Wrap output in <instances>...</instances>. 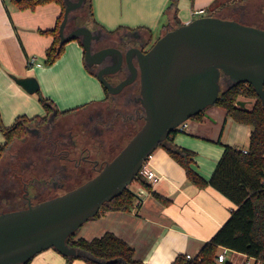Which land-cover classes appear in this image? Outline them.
<instances>
[{"label":"crops","instance_id":"1","mask_svg":"<svg viewBox=\"0 0 264 264\" xmlns=\"http://www.w3.org/2000/svg\"><path fill=\"white\" fill-rule=\"evenodd\" d=\"M222 2L91 0L92 16L87 23L113 32V36L131 30L155 42L168 26H177L173 14L176 5V19L185 23L200 15L195 13L199 8H205L204 15H208L213 6L227 7ZM61 13L62 6L56 0L26 8L20 7L16 0H0V116L5 126L12 125L18 116L32 118L46 113L39 92H28L12 74L36 77L39 90L60 111L79 106L92 108L105 101V89L87 68L79 38L66 42L56 61L46 64V51L55 41L53 30ZM74 27L68 22L65 31ZM246 101V107L250 108L254 100ZM128 129L124 143L131 130ZM251 130L249 124L235 120L224 108L213 104L201 118L186 120L184 129H177L170 140L194 152L192 167L209 180L224 146L247 147ZM4 141L0 130V143ZM149 161L161 178L155 183L148 182L149 185L133 180L128 185L133 194L131 206L100 210L76 230L74 240H92L112 232L133 247L136 261L145 264H172L178 255L199 254L236 204L211 185L200 187L193 183L184 166L163 146L155 148ZM75 181L77 177L67 179L66 183ZM221 252H225L224 261L233 264H245L252 257L224 246L218 247V254ZM29 264L89 263L81 258L68 263L65 255L51 247L33 255Z\"/></svg>","mask_w":264,"mask_h":264},{"label":"water","instance_id":"2","mask_svg":"<svg viewBox=\"0 0 264 264\" xmlns=\"http://www.w3.org/2000/svg\"><path fill=\"white\" fill-rule=\"evenodd\" d=\"M64 1L59 46L79 38L85 63L100 62L93 60L95 35L90 26L80 24L65 31L70 13L82 7L85 0ZM134 50L138 65L128 52L132 76L117 87L122 88L139 75L143 123L95 175L81 184L36 203L29 201L26 207L0 212V264H25L33 255L51 247L65 256L91 257L81 248L69 245L68 237L128 187L143 161L180 123L215 104L223 85L248 82L264 103L262 27L218 15H201L167 30L147 51ZM114 51L122 54L114 47L97 54L103 58ZM11 76L28 92L39 90L36 77ZM96 76L110 92L116 90L103 72ZM246 103L243 99L236 101L241 107H246Z\"/></svg>","mask_w":264,"mask_h":264},{"label":"trees","instance_id":"3","mask_svg":"<svg viewBox=\"0 0 264 264\" xmlns=\"http://www.w3.org/2000/svg\"><path fill=\"white\" fill-rule=\"evenodd\" d=\"M16 1L20 7L26 8L34 7L37 4L45 3L50 0ZM56 1L62 6V13L59 17L57 26L53 30L55 41L46 51L45 62L47 65L56 61L63 52L65 45L64 43L59 46V25L63 19L65 1ZM86 7L89 16H92L91 0H85L83 6L76 9V11H84ZM177 9L178 6L176 5L173 14L176 25L178 26L182 23L179 19H176ZM77 12L73 11L70 13L69 22L76 20L73 15ZM208 15L213 14L209 13ZM86 22L88 21H82V23ZM79 24L81 23L77 25ZM173 27L175 26H168L167 30ZM108 33L111 35L113 34V32ZM37 92H39L40 101L48 115L56 106L51 99L41 96L40 90ZM240 96L253 99L254 102L252 106L247 108L237 105L236 101ZM215 104L224 108L226 113L235 120L249 124L252 130L247 147L224 146V151L209 180L204 179L192 167L194 152L170 140L171 135L174 134L176 130L170 134L167 140L162 141L159 146L165 147L169 154L184 166L188 178L193 183L200 187L206 185L213 186L231 199L236 204V207L231 210L228 219L216 231L212 238L203 245L199 254L193 259H187L186 255H178L172 264H233L229 261L220 263L216 260L219 246L246 253L264 262V103L257 94L255 88L250 83L242 81L232 86H223ZM205 110L191 118H201ZM47 115H37L32 118L25 115L18 116L10 126H5L0 116V130L5 138V141L0 143V155L1 152H5L8 144L16 137L22 138L26 134L30 122L33 119L36 118L39 119V122H43L47 119ZM135 180L142 184L149 185L138 173L135 176ZM132 198L133 194L127 187L120 195L116 196L108 203L103 204L100 210L128 209L132 204ZM98 213L96 215H98ZM74 235L75 233L68 237L67 242L69 245L81 248L88 252L91 257L85 255L66 256L68 263L75 258L84 259L89 264L140 263L134 258L133 247L112 232H106L101 237H95L92 240L83 238L74 240ZM198 257H200V260ZM98 260H106L108 263H101ZM29 262L30 259L25 264H29Z\"/></svg>","mask_w":264,"mask_h":264},{"label":"flooded vegetation","instance_id":"4","mask_svg":"<svg viewBox=\"0 0 264 264\" xmlns=\"http://www.w3.org/2000/svg\"><path fill=\"white\" fill-rule=\"evenodd\" d=\"M241 13H245V10ZM81 24L88 25L87 22ZM255 26L264 28V25L259 22H256ZM90 27L95 35L92 39V51L96 53L93 60H100V62L94 61L88 64L89 69L95 76L99 71L103 72L105 78L116 87V90L110 92L102 84L106 98L95 110L86 111L90 107L79 106L60 111L55 107L48 115L45 113L47 120L43 124L39 122L40 125L28 127L29 136L22 142L24 143V148L20 149L22 152L19 150L11 154L12 165L9 169L14 179H4L2 187L6 193L0 201V207L5 203L10 204L8 210L19 209L26 207L29 201L36 203L54 196L58 194L57 189L61 188L67 179L78 177L86 172L89 173L85 179L87 180L112 158L109 155L124 138L126 128L131 129L127 133L132 136V133L140 127L136 129L142 118L144 119L145 113L140 102L139 75L122 88L119 89L117 86L132 76L127 53L132 55L133 63L138 65L134 48L147 51L154 42L152 38L136 31H125V36L112 39L113 35L108 32L95 26ZM106 47L118 48L122 54L114 51L101 58L97 53ZM106 101L110 103V106H104ZM80 112L82 116L88 114L81 121L78 120L81 117L77 119ZM72 115L74 118L69 124L67 117ZM72 123H79L81 132L78 136L72 130ZM114 130L117 133L110 145L108 137ZM13 161L20 162L18 163L20 167L13 166ZM94 172L96 173L93 174ZM82 182H77L75 186Z\"/></svg>","mask_w":264,"mask_h":264},{"label":"rangeland","instance_id":"5","mask_svg":"<svg viewBox=\"0 0 264 264\" xmlns=\"http://www.w3.org/2000/svg\"><path fill=\"white\" fill-rule=\"evenodd\" d=\"M220 1H223L222 3L226 4L227 7L225 6L223 9H219V8L216 9L215 6H213L212 9L210 10L211 14L218 15V16L223 17V18H229V19H235V18L242 19L243 21H246L243 23H247L250 25H256V22H259L261 25H264V0H220ZM243 10H245V13L242 14L241 12ZM73 11L77 12L76 10H73ZM204 14L205 13H202L200 15H204ZM200 15H198V16H200ZM73 16H75L74 18L76 19L75 20L76 22L73 23V21H74L73 20L72 22H70V24L75 25V26L78 23H82V21H84V20H86L88 22L90 21V16L88 14L87 7H86V10L77 12ZM88 25L93 26L92 24H88ZM125 35L126 34H124V32H123L122 34H119L118 36L121 37V36H125ZM118 36H112V39H117ZM87 68H89L88 65H87ZM40 94H41V96H44V93L42 91L40 92ZM239 99L248 100V98H246L244 96H240ZM107 104H108V102L106 101L104 106L105 105H106V107L110 106V103L108 105ZM96 108H98V106H94V107H92L86 111H89V110L92 111V110H95ZM73 111H71V112H73ZM86 111H82V112H86ZM78 114L79 115H78L77 119L81 117L80 119H78L79 121H81L83 118H86V116L88 115V114H86V115L84 114L82 116L81 112ZM72 118H74V115L67 117V122L69 124H70V121L73 120ZM46 120H44L43 122L41 121L40 124H43ZM143 121H144V119L142 118L141 122L137 125L136 129L143 123ZM38 123H39V119L35 118L30 122L29 126L31 127L33 125H40ZM71 127H72V130L75 133V135L78 136L81 132V129L79 127V123H77V124L72 123ZM28 131H29V128H28L26 134L22 138L16 137L10 144H8V147L6 148L5 152H1V155H0V201H2V197L6 193V190L2 187V185L4 183V179H14V177L12 178V174H11V171L9 169L10 165H12V163H10L11 162V154H12V152H14V153L19 152V150L22 147L24 148V143L22 144V142L25 141L27 139V137L29 136ZM116 133H117V131H115V130L110 132V134H109L110 136L108 137V143L110 142V145L112 143L111 140L113 141V138L116 136ZM129 136H130V134L127 136L126 141L128 140ZM120 144L121 145L118 148H116L115 150L112 151V153L109 155V157H113V155H115L117 153V151L120 149V147H122V144L124 145L123 139L120 141ZM20 152H22V151L20 150ZM14 161H16V160H14ZM18 163H20V162H18ZM18 163L14 162L13 166L18 167V165H19ZM19 167H20V165H19ZM95 173L96 172H94L93 174H95ZM88 175H89V173H87V172L80 174V176L77 177V181L65 183L61 188L57 189L58 194L63 193L66 190L73 188L77 182L80 183V182L84 181L88 177ZM49 193H51V192H49ZM49 193H47V194H49ZM9 205L10 204L3 203L2 206L0 207V212L8 210Z\"/></svg>","mask_w":264,"mask_h":264},{"label":"built area","instance_id":"6","mask_svg":"<svg viewBox=\"0 0 264 264\" xmlns=\"http://www.w3.org/2000/svg\"><path fill=\"white\" fill-rule=\"evenodd\" d=\"M205 12H206L205 8H199V9H197L195 11L196 14H202V13H205ZM185 126H186V121H183L177 127H178L179 130H182V129H184ZM149 157L146 160L143 161L141 167L138 170V174H139V176L141 178L145 179L147 182H149L151 184V183H155L156 181H158L161 178V176H159V174L156 172V170L152 167V165H151V163L149 161ZM137 193L139 195L140 191L138 190ZM194 257L195 256H193L191 254H187L186 255L187 259H193ZM198 259L200 260V257H198ZM216 260L218 262H223L225 260V252L219 253L217 255V257H216ZM245 264H264V262H262L261 260H259L256 257L252 256L251 258H249L246 261Z\"/></svg>","mask_w":264,"mask_h":264}]
</instances>
